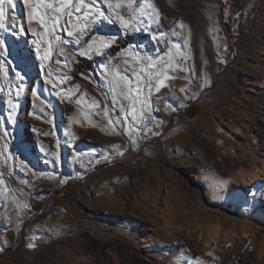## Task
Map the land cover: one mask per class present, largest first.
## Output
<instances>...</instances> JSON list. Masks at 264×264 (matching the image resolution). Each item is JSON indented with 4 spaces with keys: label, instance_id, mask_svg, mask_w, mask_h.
I'll return each instance as SVG.
<instances>
[{
    "label": "rangeland",
    "instance_id": "rangeland-1",
    "mask_svg": "<svg viewBox=\"0 0 264 264\" xmlns=\"http://www.w3.org/2000/svg\"><path fill=\"white\" fill-rule=\"evenodd\" d=\"M148 3L131 30L102 2L110 19L83 36L68 16L45 33L25 0L9 6L0 264H264V173L248 180L264 163V0ZM160 60L174 78L156 91L165 69L146 65ZM141 69L148 103L125 121Z\"/></svg>",
    "mask_w": 264,
    "mask_h": 264
},
{
    "label": "snow or ice",
    "instance_id": "snow-or-ice-1",
    "mask_svg": "<svg viewBox=\"0 0 264 264\" xmlns=\"http://www.w3.org/2000/svg\"><path fill=\"white\" fill-rule=\"evenodd\" d=\"M105 3L108 5V7L112 8V14L116 15L123 27L125 29H131L136 30L137 24H142L144 22V18L150 13H147L144 11L145 4L148 5V7H154V5H151L148 3V0H144V3H141L140 0H128L127 4H116L113 5L108 2V0H25V3L29 5L31 8V11L29 13V23L35 21L37 22L42 28L45 29V33L49 32V25H51L52 29L55 30L57 27H60L63 21L64 16H68L70 19L68 21V24H72L75 31L80 32L81 36L86 34L87 29V22L89 17H92L94 19H100V18H106L110 19L109 16L106 15V12L99 7L101 3ZM14 4V0H0V29H5V18L7 12L10 10L9 6H12ZM123 7L125 11L128 12H137L138 15H129L127 18H125L123 15L119 14L117 12V9ZM158 10H157V18H158ZM75 19V24L73 23V19ZM77 25H83L82 27H77ZM15 27V25H13ZM62 31H67L68 36H73L74 32L71 30H67L66 26L61 28ZM34 34H36L34 32ZM76 43L79 44L81 37L77 36L75 37ZM115 40V37H113L111 40H104L103 37L100 38L99 43L100 47L104 48L107 45L113 43ZM4 47V41L0 40V48ZM91 48V45H89V49ZM37 49L39 50V44H37ZM39 54V52H38ZM47 55L45 57H42V59H46ZM135 63L144 64V61H136ZM160 63L165 71L163 72H157V83H156V91H159L161 87L166 86L162 80L159 79L160 75H163L165 79L168 78H174L169 77L167 75V67L168 65H165L163 60L160 61H153L152 63H149L146 65L147 69H155L156 64ZM183 70V69H181ZM142 74H146L144 69H141L140 73H133L136 77V86L135 89L132 87H128L127 92L125 93V99L130 100V109L131 111L125 110V121H127V117L131 115L133 117V121L140 120V116L137 115V105H139V111L142 114L144 111V108L147 105L146 100H141L140 97L143 95L142 88H141V80H142ZM50 75V73H49ZM123 76V79L127 82V84L130 86L132 84V80L126 75V74H120ZM17 76L22 79L23 77L19 76V73ZM144 84L149 88V93L151 92V81H144ZM118 86V81H117ZM110 87L113 91H115V87L110 82ZM133 93H135L133 95ZM19 93H17L18 95ZM36 92H33V96H36ZM119 102V101H117ZM11 103V101H10ZM16 105L13 104L12 108L15 109ZM109 123L111 124L112 121L110 120ZM119 123V121H117ZM20 164L22 165V170L27 168V164L24 163L22 160L20 161ZM64 181H61L63 183ZM29 248L33 247V245L30 243L28 245Z\"/></svg>",
    "mask_w": 264,
    "mask_h": 264
},
{
    "label": "bare ground",
    "instance_id": "bare-ground-1",
    "mask_svg": "<svg viewBox=\"0 0 264 264\" xmlns=\"http://www.w3.org/2000/svg\"><path fill=\"white\" fill-rule=\"evenodd\" d=\"M67 110H70V109H67ZM264 173V163H263V166H261L260 168H258V169H256L252 174H250V176H248V180L249 181H253L254 180V182H257V179L260 177V176H262V174ZM247 178V177H246ZM253 182V183H254ZM210 227V226H209ZM220 228V227H219ZM220 230V229H219ZM218 227L216 226V227H214V228H209V231H208V233H209V238H210V241L212 240V239H215V236L217 235V233H218ZM207 232V231H206ZM253 233V232H252ZM253 235L254 236H256V233L254 232L253 233Z\"/></svg>",
    "mask_w": 264,
    "mask_h": 264
}]
</instances>
